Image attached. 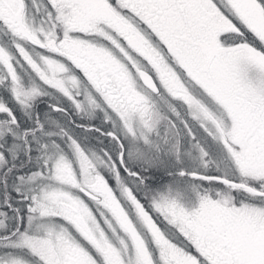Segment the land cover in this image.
<instances>
[{"label": "snow or ice", "instance_id": "snow-or-ice-1", "mask_svg": "<svg viewBox=\"0 0 264 264\" xmlns=\"http://www.w3.org/2000/svg\"><path fill=\"white\" fill-rule=\"evenodd\" d=\"M0 264H264V0H0Z\"/></svg>", "mask_w": 264, "mask_h": 264}]
</instances>
